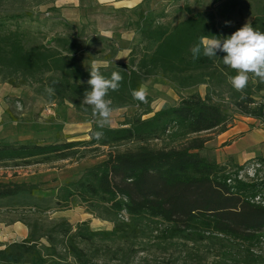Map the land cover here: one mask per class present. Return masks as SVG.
<instances>
[{"label": "trees", "instance_id": "trees-1", "mask_svg": "<svg viewBox=\"0 0 264 264\" xmlns=\"http://www.w3.org/2000/svg\"><path fill=\"white\" fill-rule=\"evenodd\" d=\"M6 1H32L57 13L51 8L57 0L0 3ZM261 1L250 0L248 7L253 9L251 24L264 31ZM153 2L157 3L145 0L137 8L116 10L134 16L126 20L125 28L138 35L137 45L126 63L101 67L105 76L113 71L123 76L120 89L110 91L107 99L114 110L134 108L133 116L118 128L94 125L88 140L0 141V167L82 159L108 148L102 162L87 168L78 180L60 186L49 200L35 196L36 185L0 182V204L39 212L82 205L88 214L111 223L112 229L91 231L83 223L73 229L65 220L46 224L36 218L26 222L29 232L24 240L0 249V264H106L97 260L96 242L111 244L104 253L122 260L134 253L136 243L151 241L159 248L173 242L206 243L216 248L219 264H264V182L257 180L264 158L247 162L256 168L246 180L239 176L244 165L218 164L200 154L209 141L201 135L223 133L237 117L264 123V83L253 78L243 92H237L228 83V76L236 73L222 63L224 53L194 60L190 52L201 36L226 37L239 29L231 15L242 0H214L209 10L196 12L192 6L200 5L199 0L183 4L169 0L178 5L170 16L185 17L167 23L161 22L167 16L155 15ZM31 17L27 12L7 19ZM225 21L232 23L226 26ZM4 22L0 18V80L12 88L28 87L48 103L69 104L76 113L95 119L91 108L82 103L90 73L78 66L80 46L70 40L75 28L58 21L69 27L67 33L54 34L49 45L26 47L27 32L4 29ZM101 41L107 42L104 49L109 52L104 61L110 62L119 48L103 37ZM152 78L180 91L205 86V94L181 97L176 105L153 112L150 97L140 103L131 95ZM48 86L55 89L51 97L45 92ZM97 131L103 132V138H94ZM153 142H160V147L152 146Z\"/></svg>", "mask_w": 264, "mask_h": 264}, {"label": "rangeland", "instance_id": "rangeland-1", "mask_svg": "<svg viewBox=\"0 0 264 264\" xmlns=\"http://www.w3.org/2000/svg\"><path fill=\"white\" fill-rule=\"evenodd\" d=\"M187 1L192 3L193 0ZM213 1L199 0L200 5L192 6V10L193 12L209 10ZM156 2L153 5L155 15L167 16L161 22L167 23L172 20L177 22L185 17L183 14L170 16L178 6L177 2H169V0H156ZM183 3L184 0L178 2V4ZM260 4L264 5V0ZM52 5L51 8L56 10L54 4ZM249 5L250 0H242V3H239L231 15L233 23L242 27L246 22L253 21V9L248 7ZM49 7L36 6L32 1L1 2L0 18L5 20L4 29L19 28L21 31L27 32L24 41L26 47L42 43L49 45L54 34L68 32L69 27L65 29L64 25L56 23H59L58 21L68 23L69 26H72L71 28H75L70 34V40L78 42L80 46L77 58L78 66L82 70H88L92 61L99 62L101 67L120 66L128 61L129 53L137 45L138 35L133 30L125 28L126 20L128 18L134 20V16L117 14L114 9L102 8L95 4H90L88 8L80 5L79 12L75 11V8H71L68 14L64 13V16L59 13L56 15L57 13L47 12ZM27 12L31 13V19H7L9 15ZM76 33H78L77 38H75ZM102 37L119 48L116 56L110 62L104 61L109 52L104 49L107 42L101 41ZM142 87L146 89L148 97L152 99L150 108L153 112L165 106L176 105L181 97L194 93H199L201 96L205 94V86L180 91L160 78H152ZM133 114H135V109L131 107L114 110L111 123L107 128L120 127L124 120ZM95 120L96 118L90 119L76 113L69 104L59 106L48 103L34 95L28 87L12 88L0 80V141L23 144L28 141L54 143L88 140V133L96 125ZM212 135H217V133L201 136L211 139ZM151 145L160 147V142H153ZM215 149V147H209V150H202L200 154L202 157L216 162ZM108 152V148H103L97 153L85 154L86 156L82 159L30 166L0 167V182L36 185L35 196L40 200H49L55 196L60 186L68 181L78 180L87 168L102 162ZM243 165L245 169L239 173V176L246 180L252 178L256 166L247 162ZM257 180L264 182V167L260 169ZM36 218H40L46 224L65 220L73 229L81 223L86 224L91 231H110L112 229L111 223L88 214L82 205H71L60 210L52 208L46 212H39L29 208L2 207L0 204V249L13 242L24 240L29 232L26 222ZM106 246L111 248V244L100 242H96L93 246L98 247L97 260L106 264H219L216 248L206 243L192 245L173 242L159 248L152 241L139 242L133 246L134 253L128 257L125 256L122 260H119L117 255V259L112 260L110 254H105ZM262 250H264V246H262Z\"/></svg>", "mask_w": 264, "mask_h": 264}, {"label": "clouds", "instance_id": "clouds-1", "mask_svg": "<svg viewBox=\"0 0 264 264\" xmlns=\"http://www.w3.org/2000/svg\"><path fill=\"white\" fill-rule=\"evenodd\" d=\"M231 23L225 21L226 26ZM190 52L194 60L199 59L201 55L210 59L218 58V52L224 53L222 63L236 73L228 76V83L237 92H243L248 87L250 79L254 78L264 83V31L253 27L249 22L226 37L201 36L199 42L190 48ZM89 73L90 79L87 80L89 89L84 92L82 103L91 108L97 127L103 129L111 123L114 112L112 101L107 99L108 94L110 91L120 89L123 76L117 71H113L110 77L105 76L97 61H92ZM45 92L51 97L55 94V89L48 86ZM131 95L140 103L148 102V93L142 86L132 90ZM93 135L97 140L103 138L102 131H97Z\"/></svg>", "mask_w": 264, "mask_h": 264}, {"label": "crops", "instance_id": "crops-1", "mask_svg": "<svg viewBox=\"0 0 264 264\" xmlns=\"http://www.w3.org/2000/svg\"><path fill=\"white\" fill-rule=\"evenodd\" d=\"M144 1L145 0H57L54 3V7L58 9H56V15L59 13L64 16V13L66 12V14H68L71 8H75V11L79 12L78 8L80 5L88 8L90 4H95L102 8L107 7L110 10H131L142 5ZM154 3L155 2L152 3V6ZM209 147L216 148L214 150V157L218 164L232 162L234 164L243 165L255 158H264V126L260 125L258 121L252 118L238 117L225 132L212 135V138L205 143L203 150H209Z\"/></svg>", "mask_w": 264, "mask_h": 264}, {"label": "built area", "instance_id": "built-area-1", "mask_svg": "<svg viewBox=\"0 0 264 264\" xmlns=\"http://www.w3.org/2000/svg\"><path fill=\"white\" fill-rule=\"evenodd\" d=\"M262 125H264V123H262Z\"/></svg>", "mask_w": 264, "mask_h": 264}]
</instances>
